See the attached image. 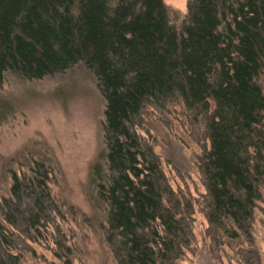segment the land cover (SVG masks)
Here are the masks:
<instances>
[{
    "label": "trees",
    "instance_id": "1",
    "mask_svg": "<svg viewBox=\"0 0 264 264\" xmlns=\"http://www.w3.org/2000/svg\"><path fill=\"white\" fill-rule=\"evenodd\" d=\"M186 10L177 26L162 0H0V85L79 66L95 80L104 152L90 200L114 264H182L197 216L215 245L227 246L224 237L238 244V261L261 264L250 198L264 199V0H188ZM171 105L201 131V197L168 178L144 128L145 108ZM5 172L0 264H19L33 245L72 264L52 168L21 153ZM211 197L219 239L208 230Z\"/></svg>",
    "mask_w": 264,
    "mask_h": 264
},
{
    "label": "rangeland",
    "instance_id": "2",
    "mask_svg": "<svg viewBox=\"0 0 264 264\" xmlns=\"http://www.w3.org/2000/svg\"><path fill=\"white\" fill-rule=\"evenodd\" d=\"M162 1L169 10L171 23L178 26L186 15L188 0ZM103 110L104 101L96 82L81 66L41 81L8 77L0 85V199L7 195L10 180L5 169L15 156L26 153L45 161L53 170L51 194L64 204L66 220L62 222V230L73 250L72 264H114L100 216L90 200L93 189L90 171L104 152ZM143 120L168 178L184 191L187 187L200 191L201 197L207 181L204 169L199 167L205 150L199 127L191 124L190 116L179 105H171L162 112L147 107ZM253 198H250V204L255 206L253 237L264 264V199ZM69 206L77 214L67 213ZM215 207L211 197L208 230L213 238L219 239L223 229L214 213ZM196 219V241L182 264H243L238 261L240 251L236 242L223 237L227 246L215 245L206 237L203 216ZM32 250L34 253L27 254L19 264H62L48 249L33 245Z\"/></svg>",
    "mask_w": 264,
    "mask_h": 264
}]
</instances>
